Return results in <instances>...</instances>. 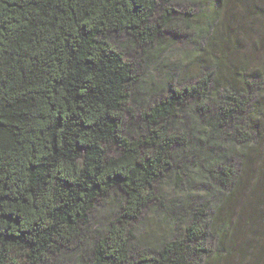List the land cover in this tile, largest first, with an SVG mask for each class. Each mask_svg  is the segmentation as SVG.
Returning <instances> with one entry per match:
<instances>
[{
    "label": "trees",
    "instance_id": "obj_1",
    "mask_svg": "<svg viewBox=\"0 0 264 264\" xmlns=\"http://www.w3.org/2000/svg\"><path fill=\"white\" fill-rule=\"evenodd\" d=\"M234 1L0 0V264L234 256L224 212L264 149V66L221 23Z\"/></svg>",
    "mask_w": 264,
    "mask_h": 264
},
{
    "label": "rangeland",
    "instance_id": "obj_2",
    "mask_svg": "<svg viewBox=\"0 0 264 264\" xmlns=\"http://www.w3.org/2000/svg\"><path fill=\"white\" fill-rule=\"evenodd\" d=\"M172 3L178 4V2L173 1ZM225 8L221 16V23L224 24L225 18L228 19V24L230 21L233 22V26H230V30L232 29L230 33L234 35L236 32L235 36L243 47L241 55L245 61L252 64L253 68L264 66V0H249V3L247 0H235L228 3ZM183 50L184 42L177 41L160 60L177 62L181 59ZM253 50L257 55L256 60L253 57ZM140 65H143L140 74L144 79L153 78L161 83L159 78L162 74L158 71L161 68V61H153V58L147 59L146 57L145 62H140ZM190 72L195 73L192 70ZM181 80L185 81L186 76H182ZM185 82L188 83V81ZM252 157L255 162L256 182L245 186L239 195L233 196L230 201V208L224 212L226 218L223 222L229 223L228 235H232L230 240L224 241V246L227 250L233 247L234 256L231 259L219 260L217 264H224L228 261L231 264H264V256L259 258V250L264 245V209L262 208L258 214L254 212L259 208L255 201L261 203V198L264 197V193H262L264 182H261L264 180V175H262L264 173V149L253 152ZM96 213L99 220H104L105 216L108 215L103 206L99 207ZM240 250L244 253L240 254Z\"/></svg>",
    "mask_w": 264,
    "mask_h": 264
}]
</instances>
